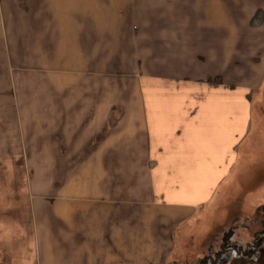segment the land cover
Returning <instances> with one entry per match:
<instances>
[{
    "label": "crops",
    "instance_id": "0c3cea01",
    "mask_svg": "<svg viewBox=\"0 0 264 264\" xmlns=\"http://www.w3.org/2000/svg\"><path fill=\"white\" fill-rule=\"evenodd\" d=\"M263 82L264 0H0V264H168Z\"/></svg>",
    "mask_w": 264,
    "mask_h": 264
},
{
    "label": "rangeland",
    "instance_id": "374dc122",
    "mask_svg": "<svg viewBox=\"0 0 264 264\" xmlns=\"http://www.w3.org/2000/svg\"><path fill=\"white\" fill-rule=\"evenodd\" d=\"M226 181L203 218L180 228L168 264H264V82L252 96L250 133Z\"/></svg>",
    "mask_w": 264,
    "mask_h": 264
},
{
    "label": "flooded vegetation",
    "instance_id": "af4514ba",
    "mask_svg": "<svg viewBox=\"0 0 264 264\" xmlns=\"http://www.w3.org/2000/svg\"><path fill=\"white\" fill-rule=\"evenodd\" d=\"M254 244H255V245H254V249H255V247H256L259 243H258V244L254 243ZM251 246H252V245H251Z\"/></svg>",
    "mask_w": 264,
    "mask_h": 264
},
{
    "label": "trees",
    "instance_id": "16d2710c",
    "mask_svg": "<svg viewBox=\"0 0 264 264\" xmlns=\"http://www.w3.org/2000/svg\"><path fill=\"white\" fill-rule=\"evenodd\" d=\"M256 243H258V241Z\"/></svg>",
    "mask_w": 264,
    "mask_h": 264
}]
</instances>
